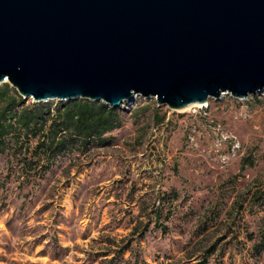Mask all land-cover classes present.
Here are the masks:
<instances>
[{
    "label": "rangeland",
    "instance_id": "374dc122",
    "mask_svg": "<svg viewBox=\"0 0 264 264\" xmlns=\"http://www.w3.org/2000/svg\"><path fill=\"white\" fill-rule=\"evenodd\" d=\"M146 100L89 144L48 156L39 134L0 152V264H264V87Z\"/></svg>",
    "mask_w": 264,
    "mask_h": 264
},
{
    "label": "water",
    "instance_id": "95a60500",
    "mask_svg": "<svg viewBox=\"0 0 264 264\" xmlns=\"http://www.w3.org/2000/svg\"><path fill=\"white\" fill-rule=\"evenodd\" d=\"M182 109L264 87V0H0V84Z\"/></svg>",
    "mask_w": 264,
    "mask_h": 264
},
{
    "label": "trees",
    "instance_id": "16d2710c",
    "mask_svg": "<svg viewBox=\"0 0 264 264\" xmlns=\"http://www.w3.org/2000/svg\"><path fill=\"white\" fill-rule=\"evenodd\" d=\"M156 103L150 98L146 100L148 105ZM159 120L157 117L156 121ZM120 124L119 109L102 101L78 98L57 103L53 110H48L42 104H25V99L13 86L8 82L0 84V152L11 149V143H16L21 137L28 139L40 134L38 147L49 156L69 147L74 141L86 145L93 139L100 140ZM49 166L50 162H46L44 167ZM260 194L264 198V194Z\"/></svg>",
    "mask_w": 264,
    "mask_h": 264
},
{
    "label": "built area",
    "instance_id": "2783aa9c",
    "mask_svg": "<svg viewBox=\"0 0 264 264\" xmlns=\"http://www.w3.org/2000/svg\"><path fill=\"white\" fill-rule=\"evenodd\" d=\"M225 94H227V93H224L223 95H225ZM223 95H222V96H223ZM245 98H246V97H245ZM239 99H244V98H239ZM226 139H227V137H226L224 140H226ZM238 148H239V144H238V142L233 141L232 144H231V150H232L233 152H235Z\"/></svg>",
    "mask_w": 264,
    "mask_h": 264
},
{
    "label": "bare ground",
    "instance_id": "6f19581e",
    "mask_svg": "<svg viewBox=\"0 0 264 264\" xmlns=\"http://www.w3.org/2000/svg\"><path fill=\"white\" fill-rule=\"evenodd\" d=\"M202 104L206 105V102H205V103H195V104L189 105V106H187V107H184V108H182V109L189 108L190 106H194V105H202Z\"/></svg>",
    "mask_w": 264,
    "mask_h": 264
}]
</instances>
